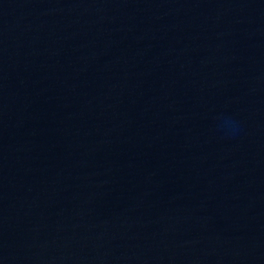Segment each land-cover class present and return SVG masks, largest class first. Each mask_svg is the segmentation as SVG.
<instances>
[{
	"label": "water",
	"instance_id": "water-1",
	"mask_svg": "<svg viewBox=\"0 0 264 264\" xmlns=\"http://www.w3.org/2000/svg\"><path fill=\"white\" fill-rule=\"evenodd\" d=\"M0 264H264V0H0Z\"/></svg>",
	"mask_w": 264,
	"mask_h": 264
},
{
	"label": "clouds",
	"instance_id": "clouds-1",
	"mask_svg": "<svg viewBox=\"0 0 264 264\" xmlns=\"http://www.w3.org/2000/svg\"><path fill=\"white\" fill-rule=\"evenodd\" d=\"M218 120L220 121L218 128L223 131L226 136L235 135L238 131V124L231 117L220 116Z\"/></svg>",
	"mask_w": 264,
	"mask_h": 264
}]
</instances>
